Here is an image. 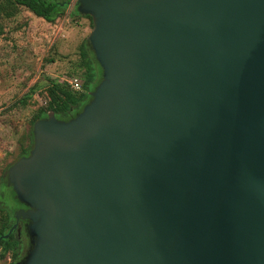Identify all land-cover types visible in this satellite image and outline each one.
Instances as JSON below:
<instances>
[{"label": "water", "instance_id": "95a60500", "mask_svg": "<svg viewBox=\"0 0 264 264\" xmlns=\"http://www.w3.org/2000/svg\"><path fill=\"white\" fill-rule=\"evenodd\" d=\"M100 78L4 176L15 264H264V0H75Z\"/></svg>", "mask_w": 264, "mask_h": 264}, {"label": "rangeland", "instance_id": "374dc122", "mask_svg": "<svg viewBox=\"0 0 264 264\" xmlns=\"http://www.w3.org/2000/svg\"><path fill=\"white\" fill-rule=\"evenodd\" d=\"M74 4L75 0H70L64 16L54 23L25 9L0 20V201L13 216L19 204L1 178L19 153V141L28 130L32 115L45 105L49 80L69 85L67 81L76 77L82 82V71L76 70L71 76L72 66L79 60V46L91 27L88 18L72 14ZM31 88H35L32 97L22 105V98ZM0 264H10V259Z\"/></svg>", "mask_w": 264, "mask_h": 264}, {"label": "trees", "instance_id": "16d2710c", "mask_svg": "<svg viewBox=\"0 0 264 264\" xmlns=\"http://www.w3.org/2000/svg\"><path fill=\"white\" fill-rule=\"evenodd\" d=\"M69 1L70 0H0V20L2 18H12L17 15L21 9H25L48 23H54L57 19L64 16ZM72 14L78 18L83 17L76 11L75 7ZM84 17L89 19L90 27H92L91 18L89 16ZM1 34L2 25L0 23V35ZM78 54L79 60L75 66H72L73 71L71 76L75 75L76 70L82 71V82H80L82 90L75 91L65 82H58L53 79L49 80L45 89V105L37 109L32 115L29 121V128L23 134V139L19 141V153L15 160L28 154L32 144V125L36 120L46 117L47 113L50 111L54 113L57 119L68 120L79 112L82 106L89 100L88 93L93 89L100 78V68H98L99 66L86 43V38L82 40ZM34 91L35 88H31L29 92L24 95L21 101L22 105H25L26 100L32 97ZM9 166L10 164L6 167L8 168ZM1 179L3 182L2 184L6 185L7 180L4 174ZM12 217L11 210L0 201V261L9 258L10 264H15V262L22 257L26 243H24L20 237L23 235L21 234L19 236L16 230H13L7 239L2 238L14 224Z\"/></svg>", "mask_w": 264, "mask_h": 264}, {"label": "flooded vegetation", "instance_id": "af4514ba", "mask_svg": "<svg viewBox=\"0 0 264 264\" xmlns=\"http://www.w3.org/2000/svg\"><path fill=\"white\" fill-rule=\"evenodd\" d=\"M18 208H23V206L20 205ZM24 225H25V222L19 220L18 223H17L16 231L18 232V235H19V236H20L21 234L23 235V236H20L21 239H22V241H26V240H27V242H26V245H27V244H28V238H27V236H26V234H25V232H24ZM27 246H28V245H27Z\"/></svg>", "mask_w": 264, "mask_h": 264}, {"label": "built area", "instance_id": "2783aa9c", "mask_svg": "<svg viewBox=\"0 0 264 264\" xmlns=\"http://www.w3.org/2000/svg\"><path fill=\"white\" fill-rule=\"evenodd\" d=\"M71 88L75 91H81L79 80L76 77H73L72 79L67 81Z\"/></svg>", "mask_w": 264, "mask_h": 264}]
</instances>
